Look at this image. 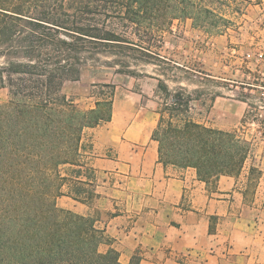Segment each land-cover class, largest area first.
Masks as SVG:
<instances>
[{
  "label": "trees",
  "instance_id": "16d2710c",
  "mask_svg": "<svg viewBox=\"0 0 264 264\" xmlns=\"http://www.w3.org/2000/svg\"><path fill=\"white\" fill-rule=\"evenodd\" d=\"M251 2L262 4L0 0V89L7 91L0 101V264H122L116 251H99L102 235L93 219L56 204L83 130L110 121L114 91L97 92L94 106L83 109L64 86L79 81L84 69L139 76L136 67L161 61L160 43L174 21L190 19L193 28L220 34ZM157 86L168 90L161 79ZM188 107L175 95L164 105L168 118L160 112L152 133L159 160L194 167L205 181L238 174L248 143L235 132L175 119Z\"/></svg>",
  "mask_w": 264,
  "mask_h": 264
},
{
  "label": "crops",
  "instance_id": "0c3cea01",
  "mask_svg": "<svg viewBox=\"0 0 264 264\" xmlns=\"http://www.w3.org/2000/svg\"><path fill=\"white\" fill-rule=\"evenodd\" d=\"M182 26L195 31L190 19L171 28ZM228 96L216 95L207 116L192 119L230 131L232 112L219 107L234 101L242 115L248 99ZM159 118L152 109L115 114L113 105L110 121L85 128L57 206L93 219L99 251H116L122 264H264V118L240 172L208 181L194 167L159 160L152 137Z\"/></svg>",
  "mask_w": 264,
  "mask_h": 264
},
{
  "label": "rangeland",
  "instance_id": "374dc122",
  "mask_svg": "<svg viewBox=\"0 0 264 264\" xmlns=\"http://www.w3.org/2000/svg\"><path fill=\"white\" fill-rule=\"evenodd\" d=\"M163 37L161 61L153 58L151 63L136 67L139 76L117 74L109 68L84 69L79 81L65 84L64 92L74 98L77 106L87 109L94 106L97 92L112 89L115 114L123 113L125 107L136 112L152 109L163 111L166 119L169 113L164 105L175 95L189 106L183 113L175 112V119L207 116L216 95L248 99L242 115V105L234 101L219 109L231 110L232 120L227 123L230 132L245 140L249 148L251 143L255 147L264 118L255 87L263 82L260 72L264 70V0L261 5L248 3L241 14L232 16V24L223 33L209 34L196 28L189 31L182 26L170 28ZM158 79L166 85L167 92L158 88ZM6 99L7 91L0 89V101ZM259 113L263 116L259 117Z\"/></svg>",
  "mask_w": 264,
  "mask_h": 264
}]
</instances>
